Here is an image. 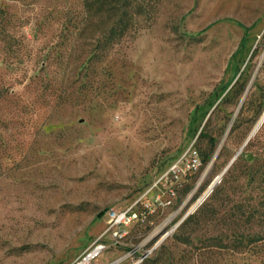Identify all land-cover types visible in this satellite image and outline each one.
Segmentation results:
<instances>
[{"label":"rangeland","instance_id":"1","mask_svg":"<svg viewBox=\"0 0 264 264\" xmlns=\"http://www.w3.org/2000/svg\"><path fill=\"white\" fill-rule=\"evenodd\" d=\"M133 2L81 70L100 29L80 34L84 0H0V264H74L131 207L144 218L92 264H264V223L235 216L241 168L193 210L264 110V0ZM191 149L199 167L168 174Z\"/></svg>","mask_w":264,"mask_h":264},{"label":"trees","instance_id":"2","mask_svg":"<svg viewBox=\"0 0 264 264\" xmlns=\"http://www.w3.org/2000/svg\"><path fill=\"white\" fill-rule=\"evenodd\" d=\"M142 12V5H140V3L136 5L133 0H84L83 13L85 17L82 19V29L85 31H81L80 34L86 31H94L93 29L98 27L100 29L99 35L95 37V41L97 42L92 44L94 45V48L92 49V55L90 57L91 60L83 62L80 65L81 70L88 68L93 59H96V62H98L105 55H107L109 51L115 47L114 45L119 43V40H121L122 37L125 36L127 32L138 22ZM7 37V33L0 31V40L5 41ZM246 41L247 35H244L242 38V45L245 44ZM47 65L48 63H46V66ZM46 66L41 67V69H46ZM65 66L67 67V65ZM244 89L243 85H238L237 80L227 93V98L235 93L240 95ZM2 94L3 93L0 91V99ZM263 114L264 110L262 111L261 116ZM262 126L263 127H261V129L253 137L254 139L252 138L247 145H245V150L254 145L257 146L258 152L260 151L264 142L262 138L264 123ZM211 140L212 144H215V139L211 138ZM240 154L237 156L236 160L240 158ZM236 160L225 173L223 181L220 183L221 185H218L215 188L210 195V198L214 199L218 197L224 188V185L230 182V180L236 178V171L241 168L239 178L242 179V185H244L241 192H245V194L241 195V199L235 203V216H246L250 222L259 221L264 223V156L258 153L257 157L253 161L244 159L237 165ZM103 213V211H100L96 218L103 216ZM193 217V215L187 217L179 225L178 229L184 230ZM260 236H264V232L263 235ZM183 242L193 243L190 237L184 239ZM240 242L243 243V241Z\"/></svg>","mask_w":264,"mask_h":264},{"label":"built area","instance_id":"3","mask_svg":"<svg viewBox=\"0 0 264 264\" xmlns=\"http://www.w3.org/2000/svg\"><path fill=\"white\" fill-rule=\"evenodd\" d=\"M189 153L186 162L173 165L168 174L178 177L182 172L186 173L197 169L201 163L199 153L196 149H191ZM143 218L144 216L133 207L123 211H111L106 232L74 264H92V261L98 255H101L102 251L107 247V245L101 243L103 236L109 234L114 240L119 241L127 235V230L130 226Z\"/></svg>","mask_w":264,"mask_h":264},{"label":"water","instance_id":"4","mask_svg":"<svg viewBox=\"0 0 264 264\" xmlns=\"http://www.w3.org/2000/svg\"><path fill=\"white\" fill-rule=\"evenodd\" d=\"M264 123V117L263 120L259 121L252 129L251 133L249 134V137L247 138V141L245 142V144L239 149V152H237L235 154V156L231 159V161L227 164V166L222 170V173L220 175H218L214 181L211 183V187H210V191L207 192V194L205 193L203 195V198L201 197L200 200L197 202V204L193 207V210L197 209L198 206L203 203L204 200H206L211 194L212 192L215 190V188L220 185L221 181L223 180V177L225 175V173L229 170V168L232 166V164L234 163V161L236 160L237 156H239V154L243 151L245 145H247V143L257 134V132L261 129V127H263ZM190 215V212H188L181 220L180 222L175 226L174 229H176L177 227H179V225ZM171 232H168L166 235L163 236V238L161 239L164 240L167 236H169ZM160 243V242H159ZM145 257V256H144ZM143 259V258H142ZM141 259V260H142ZM140 262V261H139ZM139 262L135 263L138 264Z\"/></svg>","mask_w":264,"mask_h":264},{"label":"bare ground","instance_id":"5","mask_svg":"<svg viewBox=\"0 0 264 264\" xmlns=\"http://www.w3.org/2000/svg\"><path fill=\"white\" fill-rule=\"evenodd\" d=\"M263 117H264V114L261 116V118L259 119V121L263 120ZM259 121H258V122H259ZM258 122H257V123H258ZM257 123H256V124H257ZM256 124H255V125H256ZM250 133H251V132H250ZM248 137H249V135H248ZM248 137H247V138H248ZM246 141H247V139L245 140V142H246ZM245 142H244V144H245ZM244 144H243V145H244ZM210 187H211V185H210V186L208 187V189L205 191L206 194H207V192L210 191ZM205 193H204V194H205ZM204 194H203V195H204ZM202 198H203V196H202Z\"/></svg>","mask_w":264,"mask_h":264}]
</instances>
